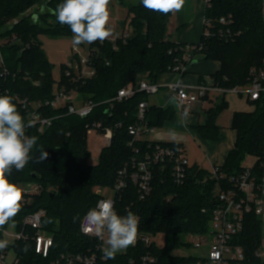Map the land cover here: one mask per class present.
I'll list each match as a JSON object with an SVG mask.
<instances>
[{
  "label": "trees",
  "instance_id": "1",
  "mask_svg": "<svg viewBox=\"0 0 264 264\" xmlns=\"http://www.w3.org/2000/svg\"><path fill=\"white\" fill-rule=\"evenodd\" d=\"M63 0H0V36L8 40L13 36L19 42H7L3 54L9 76H0V90L11 95L18 111L25 118L17 96L31 100H45L53 96L56 88L76 90L81 101L96 103L91 115L80 118L67 115L66 110L46 112L57 117L53 126L44 133L31 129L30 136L38 138L32 149L28 164L22 171L13 168L7 179L14 184L37 182L42 191L32 202L22 203L13 218L21 229L23 219L40 208L46 210L43 230L53 237V247L47 257L37 254L32 239L15 241L16 255L24 264H53L62 253L86 251L89 242L80 232V224L86 212L95 207L99 195L97 187H113L120 169L133 157H140L150 142H138L139 153L129 146L132 139L128 128L136 122L137 109L146 94L139 93L122 102H108L118 91L147 78L157 83L160 77L169 72L176 59L185 54V43L175 42L169 33L171 13L161 14L149 11L139 1L127 8L130 38L123 42L117 40V48L106 39L91 44L97 53L93 58L96 74L86 80L74 81L65 75V63L60 66V81L53 77V64L50 62L39 35L53 37L67 36L72 33L67 25H61L56 19L55 10ZM33 5L37 12L21 15ZM38 19L34 20V15ZM207 19L213 22L212 35H202V49L191 50L193 59L190 63L201 60H216L221 69L212 76L216 85L224 88L245 86L249 81L252 67L260 64L264 58V0H212L211 8L205 11ZM221 17L232 19L231 28L234 37L220 38L219 24ZM50 19L54 21H49ZM15 21H17L15 23ZM39 81L36 86L33 81ZM251 112H236L232 127L238 138L234 148L228 153L224 164L218 168L219 174L237 175L246 168L243 161L248 155L259 157L264 150V98L253 102ZM227 104L222 101L207 112L204 123L197 131L207 140H220L223 136L216 124L217 117ZM171 116L166 111L154 106L149 107L147 119L151 126H159ZM103 122L114 130L112 143L104 147L99 163L89 164L91 152L88 146L87 126ZM121 124L120 127H117ZM157 143V142H154ZM163 145L176 143L158 142ZM48 153L45 160L40 158V151ZM37 176L34 177L33 175ZM217 187H230L227 181L212 177V173L193 165L187 173L184 184L177 185L168 171L157 168L151 195L140 200L133 185L129 187L118 207L121 214L128 211L140 217L139 229L146 234L165 236V245L151 250L159 256V264H185L196 259L180 258L173 251L180 248L182 238L188 233H204L209 228L212 211L217 202L214 193ZM129 207V210H127ZM79 215L80 219L73 221ZM8 226V223L5 224ZM34 229H27V232ZM264 238L263 220L255 213L247 214L244 229L234 241L244 248V264H264L257 255ZM9 248V245H7ZM146 247L140 245L135 254L145 253ZM133 254V251H131ZM110 259L108 264L116 263ZM197 263L208 264L207 261Z\"/></svg>",
  "mask_w": 264,
  "mask_h": 264
},
{
  "label": "built area",
  "instance_id": "2",
  "mask_svg": "<svg viewBox=\"0 0 264 264\" xmlns=\"http://www.w3.org/2000/svg\"><path fill=\"white\" fill-rule=\"evenodd\" d=\"M206 10L211 8L212 0H205ZM17 21H15L16 23ZM219 24L224 28L219 30L220 38L229 39L237 33L231 28L232 19L230 17H221ZM213 22L205 16L204 18V37L212 35ZM130 38V30L127 29L122 34L108 38L117 48V40L121 39L126 42ZM7 42H19L14 36L8 40H4L0 36V76L5 78L10 72L6 66L3 54V46ZM185 54L182 58H178L175 64L169 68L170 72L179 76L176 82L161 85L152 83L148 80H140L138 83H131L121 88L117 95L108 102H122L134 97L136 94L143 93L146 95L157 94L161 87L165 86L170 89L174 97L182 109H188L194 104L205 99L210 93H238L246 95L252 102H256L264 98V58L262 62L251 68L249 73V81L245 86H235L232 88H224L216 85L214 81L207 83L202 82L197 85L184 84L181 78L187 72L193 59L191 50H201L203 44L185 43L182 45ZM73 58L68 60L65 65V75L74 81L86 80L92 78L96 74V68L93 58L97 53L96 48L88 49L87 54H83L81 46L72 47ZM60 79L57 81L59 82ZM33 84L40 85L35 80ZM0 95L4 92L0 90ZM22 109L26 112L27 124L25 134L30 136L31 129H37L38 133H44L53 126L57 117L47 114L46 110H62L65 109L67 115H73L80 118H86L93 112L96 103L93 101H81L76 90H67L66 88H56L53 96L45 100H31L28 97L17 96ZM149 105L146 100L139 103L137 109L136 122L129 126L128 131L131 135L129 146L139 153L138 142H150L147 149L141 152L140 157H133L127 162L122 169L119 170L116 183L113 187H97L95 193L99 195V200H111L118 214H121L118 204L127 192L129 187L133 185L139 195L140 200L147 199L153 191V183L155 179V171L160 168L169 171L173 181L177 185H182L187 179V173L192 166L183 146L163 145L154 143L149 140V136L154 132L155 127L148 123ZM118 124L117 127H120ZM95 132L98 136L104 138V147L111 145L114 130L110 126H104L103 122H95L87 126V134ZM256 158V157H255ZM212 177L227 181L230 187L215 191L214 197L217 202L212 211V217L209 228L204 233H188L182 238L180 248L173 251V255L185 258L196 259V261L186 262L185 264H201L197 261L205 260L208 264H244L245 252L244 248L237 244L234 239L244 229L245 217L247 214L255 213L258 216L264 215V150L263 153L256 158L251 166L244 169L237 175L227 176L219 174L218 168L212 171ZM22 189V203H30L31 199L42 191L41 184L37 182L22 183L17 185ZM111 191L112 194H108ZM129 210V207H127ZM136 215V214H135ZM140 220V217L136 215ZM46 217V210L40 208L36 212L30 213L23 219L21 229L11 234L13 240H28L29 238L35 242V251L37 254L47 257L53 247V237L40 231L43 230V220ZM84 218V217H83ZM83 219L80 224V232L88 239L89 245L86 251L66 252L62 253L53 264H108L109 260L102 251L105 246L102 241L92 234H87L81 230ZM7 225L0 227V240H4V234L7 233ZM27 229H34L35 235H30ZM154 234H146L138 230L136 242L116 255V263L113 264H159V256L155 254L151 247L157 246L152 236ZM155 236V235H154ZM141 246L146 247L145 253L135 254ZM133 251V254L131 253ZM180 251V253H175ZM9 252L8 246L0 250V264H24L17 255L12 262H7ZM257 255H261L257 251Z\"/></svg>",
  "mask_w": 264,
  "mask_h": 264
},
{
  "label": "clouds",
  "instance_id": "3",
  "mask_svg": "<svg viewBox=\"0 0 264 264\" xmlns=\"http://www.w3.org/2000/svg\"><path fill=\"white\" fill-rule=\"evenodd\" d=\"M149 11L161 14L180 11L185 0H140ZM110 0H63L55 10L56 19L67 25L72 33L75 46L103 43L113 35L110 24ZM188 117L187 110L184 113ZM29 126L17 109L11 95H0V227L12 220L20 210L22 189L11 183L7 177L13 168L22 171L31 159L30 153L37 144L36 136L25 134ZM48 153L41 149L40 158L45 160ZM80 219L79 215L73 221ZM83 220L81 230L100 239L108 259L133 245L139 229V219L131 211L120 215L111 200H100L90 208ZM6 240H0V250L7 247Z\"/></svg>",
  "mask_w": 264,
  "mask_h": 264
},
{
  "label": "rangeland",
  "instance_id": "4",
  "mask_svg": "<svg viewBox=\"0 0 264 264\" xmlns=\"http://www.w3.org/2000/svg\"><path fill=\"white\" fill-rule=\"evenodd\" d=\"M140 0H110L109 9H110V24L109 26L113 29V35L109 38L116 37L122 34L124 31L129 29L128 24L130 22V18L127 21V8L132 5L138 3ZM187 3V6H185ZM203 4H205L204 0H185L183 8L178 11L174 12V15H179L182 20H185V28L182 26L180 27L181 33L187 31L188 26H193V24L197 27L200 26V16L197 15V12L202 10ZM37 6L33 5L32 7L28 8L25 12L21 15H29L31 13L37 12ZM193 19V20H191ZM181 20V21H182ZM54 21L52 19L49 20ZM175 35V34H174ZM14 37V36H13ZM194 37H190L189 40L193 39ZM38 42L42 43V48L46 52L50 62L53 64V77L56 81L60 79L61 69L60 66L62 63H66L68 60L73 58V43H72V36H61V37H53L49 35H39ZM82 48L83 54H87L88 49L90 48L91 44H81L79 45ZM197 85V84H195ZM226 99L229 103V106L224 109L217 119V123L224 128L225 131H230L232 126V116L234 110H246L247 112L253 111L255 108L250 102H248L245 95H240L238 93H228L226 95ZM150 103H160L162 100L160 96H151L149 97ZM197 140H194L190 133L184 132L182 130H174V129H163L159 128L155 132L151 134V139L153 141H181L183 144L187 146L189 151L188 158L189 161H194L197 159L198 162L206 161L208 162V152L205 149V145L200 142L199 136L197 133L192 132ZM150 137V136H149ZM225 141L223 143H219L218 147L219 150L224 151L229 145L233 143L232 137L227 134L226 138L224 136ZM198 142L201 144L199 145ZM88 146L91 152V156L89 159V164L96 165L99 163L103 148H104V138L98 136L95 132L88 135ZM256 158L252 155H248L245 160L243 161V166L248 167L251 166ZM205 165V164H204ZM29 183V182H27ZM22 184V183H19ZM17 184V185H19ZM25 184V183H24ZM219 188L217 187L215 191ZM108 194H112L111 191ZM34 198L31 199V202ZM263 220V231H264V215L261 216ZM18 231V221L12 219L8 221V228L7 233L4 234V240H6L9 245V252L7 255V262H12L16 256V249H15V240L12 239L11 234L16 233ZM29 234H34L33 231H29ZM41 234L46 235L47 233L42 230L40 231ZM152 240L154 243L158 244L159 248H163L165 245V236L164 234L160 233L158 235H153ZM175 253H180V251H175ZM258 253L261 255L260 257L264 260V238L262 239L261 246L258 248Z\"/></svg>",
  "mask_w": 264,
  "mask_h": 264
},
{
  "label": "crops",
  "instance_id": "5",
  "mask_svg": "<svg viewBox=\"0 0 264 264\" xmlns=\"http://www.w3.org/2000/svg\"><path fill=\"white\" fill-rule=\"evenodd\" d=\"M204 2H205V0H204ZM185 6H187V3ZM205 11H206V5L203 4L202 10L197 12V15L200 16L199 28L197 29V27L193 24V26H191V27L188 26L187 31H185L184 33L183 32L181 33V31L179 29L182 26L185 28V25H187V23L185 24V20H182V18H180L178 14L174 15V12H172L170 26H169V33L171 35V38L177 43H198V42H200L202 35H203V31H204ZM191 20H193V19H191ZM190 37H194V38L189 40ZM220 69H221V63L219 61H216V60L196 61L195 64H191L189 66L187 72L181 78V81L184 84H189V85H195V84H199L202 82L207 83L209 81H213L212 76L214 74H216ZM142 79L147 80L146 77L142 78ZM179 79L180 78L178 75L169 71V72H165L160 77V79L157 83H159L161 85H165L167 83L176 82ZM227 94L228 93H219V92L210 93L202 101H200V102L194 104L192 107L184 110L177 103L173 92L165 86L161 87L157 94L147 95L146 101H147L149 107L154 106V107L166 110V111H170L171 116L169 119L165 120L161 125L155 126L154 132L159 128L174 129V130L180 129L184 132L190 133L192 135V137L194 138V140H197V139H196V136L192 132L197 133V136H199L200 142L203 144V146L205 145L204 147L208 152V155H209L208 162H206V161L198 162L196 159L193 162L190 161V163L192 166L196 165L200 169H204V170H207V171L212 173V171L215 168H220L224 164L228 153L235 146V143H236L237 138H238V134H237V131L232 126H231L230 131H228V132L225 131L224 128H222L216 121V124L219 127L220 133L223 136V138L220 140H207V139H204L199 134V132L197 131V127H198V125L205 122L207 112L209 110H211L212 108H214L218 103L224 101L227 104L226 108L229 106V103L226 99ZM160 95H161V98L163 101H161L160 103H158V102L157 103L156 102L150 103L149 97L160 96ZM246 98H247L248 102H250V104L253 105V102L250 101L247 96H246ZM186 110L188 112L187 119H185V116H184V113ZM221 112H220V114H221ZM236 112H247V111L237 109V110H234L233 115ZM219 115H218V117H219ZM218 117H217V119H218ZM232 118H233V116H232ZM227 134H229L232 137L233 143L231 145H229L226 149H224V151L221 152V150H219L218 144L223 143L225 141L224 136L226 138ZM148 139L153 141L151 139V135ZM154 142H156V141H154ZM159 142L179 144L185 148L187 156H188L189 151L187 149V146L185 144H183L181 141L174 140V141H159ZM200 142H198L199 145L201 144Z\"/></svg>",
  "mask_w": 264,
  "mask_h": 264
},
{
  "label": "water",
  "instance_id": "6",
  "mask_svg": "<svg viewBox=\"0 0 264 264\" xmlns=\"http://www.w3.org/2000/svg\"><path fill=\"white\" fill-rule=\"evenodd\" d=\"M33 18H34V20H37V19H38V14L34 15V17H33ZM195 62H196V61H195ZM195 62H194L193 64H195ZM33 176H34V177H36L37 175H36V174H34Z\"/></svg>",
  "mask_w": 264,
  "mask_h": 264
}]
</instances>
